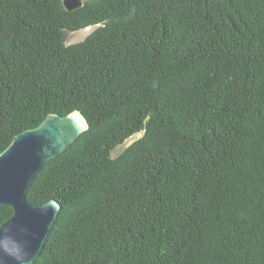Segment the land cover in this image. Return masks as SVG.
Here are the masks:
<instances>
[{
	"label": "trees",
	"instance_id": "obj_1",
	"mask_svg": "<svg viewBox=\"0 0 264 264\" xmlns=\"http://www.w3.org/2000/svg\"><path fill=\"white\" fill-rule=\"evenodd\" d=\"M64 1L0 0V154L89 124L27 191L33 264H264V0Z\"/></svg>",
	"mask_w": 264,
	"mask_h": 264
},
{
	"label": "water",
	"instance_id": "obj_2",
	"mask_svg": "<svg viewBox=\"0 0 264 264\" xmlns=\"http://www.w3.org/2000/svg\"><path fill=\"white\" fill-rule=\"evenodd\" d=\"M63 4L68 12L82 6L80 0H65ZM92 31H78L77 41L71 44L84 41ZM88 129V121L79 111L64 117L50 114L38 127L15 136L0 154V208L13 211L0 227V264H33L39 256L60 206L55 201L31 205L27 191L41 168Z\"/></svg>",
	"mask_w": 264,
	"mask_h": 264
},
{
	"label": "rangeland",
	"instance_id": "obj_3",
	"mask_svg": "<svg viewBox=\"0 0 264 264\" xmlns=\"http://www.w3.org/2000/svg\"><path fill=\"white\" fill-rule=\"evenodd\" d=\"M77 39H78V37H77V35L75 34V35L71 36L69 43L71 44L72 42H76ZM131 142H132V141H129V142L127 143V145L130 144Z\"/></svg>",
	"mask_w": 264,
	"mask_h": 264
}]
</instances>
